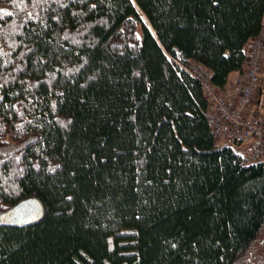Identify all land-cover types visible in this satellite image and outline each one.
<instances>
[{
	"label": "trees",
	"instance_id": "trees-1",
	"mask_svg": "<svg viewBox=\"0 0 264 264\" xmlns=\"http://www.w3.org/2000/svg\"><path fill=\"white\" fill-rule=\"evenodd\" d=\"M263 22L264 0H0V143L22 144L0 156V264H239L264 159L215 143L184 67L225 86Z\"/></svg>",
	"mask_w": 264,
	"mask_h": 264
},
{
	"label": "built area",
	"instance_id": "built-area-1",
	"mask_svg": "<svg viewBox=\"0 0 264 264\" xmlns=\"http://www.w3.org/2000/svg\"><path fill=\"white\" fill-rule=\"evenodd\" d=\"M196 77L207 97L205 116L217 145L246 144L242 162L250 164L264 159V111H252L261 102L264 73V22L251 43L243 73H237L225 86L212 81L210 71L193 60L184 67Z\"/></svg>",
	"mask_w": 264,
	"mask_h": 264
},
{
	"label": "rangeland",
	"instance_id": "rangeland-1",
	"mask_svg": "<svg viewBox=\"0 0 264 264\" xmlns=\"http://www.w3.org/2000/svg\"><path fill=\"white\" fill-rule=\"evenodd\" d=\"M262 89H263L262 94L259 95L260 98H261V102L260 103H258V101L254 102V104L252 106V111L253 112L264 111V73H263ZM21 146H22V144L14 143V142H11V141L0 143V156H2L4 154L11 153V152H14V151H18L21 148ZM11 216L14 217V212L12 213ZM11 216L7 215L6 217L10 218ZM250 251H253V253L255 252L254 254H257V255H260V256L264 255V230L261 232V234L259 235L257 240L253 243L251 249L249 250V252L245 256H247L250 253Z\"/></svg>",
	"mask_w": 264,
	"mask_h": 264
},
{
	"label": "water",
	"instance_id": "water-1",
	"mask_svg": "<svg viewBox=\"0 0 264 264\" xmlns=\"http://www.w3.org/2000/svg\"><path fill=\"white\" fill-rule=\"evenodd\" d=\"M43 211V204L39 199L32 197L18 203L13 212L16 221L26 224L37 220Z\"/></svg>",
	"mask_w": 264,
	"mask_h": 264
},
{
	"label": "flooded vegetation",
	"instance_id": "flooded-vegetation-1",
	"mask_svg": "<svg viewBox=\"0 0 264 264\" xmlns=\"http://www.w3.org/2000/svg\"><path fill=\"white\" fill-rule=\"evenodd\" d=\"M262 86L260 95L262 94ZM255 253V252H254ZM253 251H250V253L247 256H244L242 261L239 262V264H264V255H257L254 254Z\"/></svg>",
	"mask_w": 264,
	"mask_h": 264
},
{
	"label": "crops",
	"instance_id": "crops-1",
	"mask_svg": "<svg viewBox=\"0 0 264 264\" xmlns=\"http://www.w3.org/2000/svg\"><path fill=\"white\" fill-rule=\"evenodd\" d=\"M235 75H236V74L231 75L230 79L234 78Z\"/></svg>",
	"mask_w": 264,
	"mask_h": 264
}]
</instances>
